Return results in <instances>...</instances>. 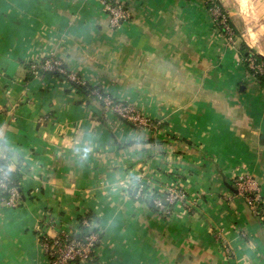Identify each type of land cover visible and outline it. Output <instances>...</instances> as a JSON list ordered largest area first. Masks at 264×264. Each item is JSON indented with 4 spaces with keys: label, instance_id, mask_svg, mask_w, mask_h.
Masks as SVG:
<instances>
[{
    "label": "crops",
    "instance_id": "crops-1",
    "mask_svg": "<svg viewBox=\"0 0 264 264\" xmlns=\"http://www.w3.org/2000/svg\"><path fill=\"white\" fill-rule=\"evenodd\" d=\"M117 1L131 17L113 28L102 0H0V160L21 177L18 207L0 202V264H51L41 237L87 212L102 242L77 264H264V218L235 187L255 179L264 208V87L240 51L264 56V25L232 17L235 46L201 0ZM44 58L154 127L35 72ZM134 178L184 198L164 217Z\"/></svg>",
    "mask_w": 264,
    "mask_h": 264
},
{
    "label": "built area",
    "instance_id": "built-area-1",
    "mask_svg": "<svg viewBox=\"0 0 264 264\" xmlns=\"http://www.w3.org/2000/svg\"><path fill=\"white\" fill-rule=\"evenodd\" d=\"M111 19L113 28L120 27L121 23L127 21L131 17V13L122 3L117 0H102ZM209 10H212L214 21L219 29V32L226 38L231 45L235 44L236 32L233 29L230 20L226 13L217 4L213 5ZM251 68L256 72H263V65H255L254 60L250 59ZM33 69L39 73V70L44 72H52L58 75L67 77L68 80L85 84L86 82L79 76L69 73L63 62L57 58H44L41 61L34 63ZM254 75V74H253ZM94 94L104 101L106 106L113 111L121 120L130 122L135 126L154 127V121L144 116L133 104L126 101H114L113 98L100 91H94ZM13 181L7 169H0V189L9 193V197L2 200L13 207H18L21 195L19 188L12 185ZM143 184L140 185L137 193L142 195ZM235 187L238 192L245 197L248 205L256 211L257 203L262 201L260 189L252 177L240 174L235 178ZM134 188L133 183L129 186V191ZM184 195L180 191L173 189L168 192L165 198L167 202H175L183 199ZM155 206L165 214L169 213L165 210V203L161 199L154 200ZM84 225L89 226L92 233L82 237H76L75 234H81V229L76 233H63L57 237L44 236L42 242L45 253L51 264H77L90 263L97 258L100 244L102 242V231L98 228L97 223L91 224L88 220L84 221Z\"/></svg>",
    "mask_w": 264,
    "mask_h": 264
},
{
    "label": "trees",
    "instance_id": "trees-1",
    "mask_svg": "<svg viewBox=\"0 0 264 264\" xmlns=\"http://www.w3.org/2000/svg\"><path fill=\"white\" fill-rule=\"evenodd\" d=\"M217 4L219 7H221L223 9V11L225 12V8L223 7V5L221 4V2L219 0H208L207 1V6L208 8H211L213 5ZM127 9V8H126ZM240 51H241V55H242V59L244 61V64L246 65V67L250 70V72L252 74H254V76L256 77V79L258 80V82L260 83V85L262 87H264V56L254 52V50H252L246 43H242L241 47H240ZM250 59L254 60L255 65H259L262 64L263 65V72H256L254 69L251 68V63H250ZM65 66V65H64ZM43 70H39V72ZM74 83V82H73ZM74 85L84 94H88V95H93V91H94V87L90 86L89 83H85V84H78V83H74ZM101 92V91H100ZM103 92V91H102ZM95 96V94H94ZM113 98V97H112ZM114 101H118L117 99L113 98ZM104 105H106L104 103V101L102 102ZM4 168L7 169L9 171L10 177L13 181L12 185L17 186L19 188V191L21 190V177L18 173H13L11 172L5 161L0 160V169ZM143 184V193L142 195H139L138 193H135V191L139 189L140 185ZM133 186L134 188L132 190H130V194L132 196V198L139 200V201H143V202H150L152 203V208L154 209L155 213H158L162 216H168L167 214H165L164 212L160 211L154 204V200L155 199H161L162 201L165 200V198L167 197L168 193L167 192H160V191H154L150 188V185L145 183V182H140L137 179H133ZM9 197V193L7 191H3L0 189V202H2L3 199L8 198ZM178 201L175 202H167L168 204L165 203V210L169 211V207L170 205L175 206L177 204ZM170 212V211H169ZM256 214L259 217H263L264 218V208H263V203L262 201H260L259 203H257V209H256ZM88 220L91 224L93 223H97V219L96 217L92 214V212H87V213H83L79 216V223H80V228H81V234H75L76 237H82L86 234H90L93 232V230H91V228L89 226L84 225V221ZM96 220V221H95ZM45 240V237H41V242H43Z\"/></svg>",
    "mask_w": 264,
    "mask_h": 264
},
{
    "label": "rangeland",
    "instance_id": "rangeland-1",
    "mask_svg": "<svg viewBox=\"0 0 264 264\" xmlns=\"http://www.w3.org/2000/svg\"><path fill=\"white\" fill-rule=\"evenodd\" d=\"M201 1L206 5L208 0ZM221 2L225 5V13L230 23L233 19L232 17H240L242 15L249 18L251 22L250 25L255 28V30L262 29L261 26L264 25V0H246V2L245 0H221ZM207 11L209 16L214 18L212 10L208 9ZM236 41L237 39L235 40V46L237 45ZM238 43L240 44V42Z\"/></svg>",
    "mask_w": 264,
    "mask_h": 264
},
{
    "label": "water",
    "instance_id": "water-1",
    "mask_svg": "<svg viewBox=\"0 0 264 264\" xmlns=\"http://www.w3.org/2000/svg\"><path fill=\"white\" fill-rule=\"evenodd\" d=\"M137 192V190L135 191V193ZM164 203H167L166 199L164 200ZM150 205L152 206V203L150 201Z\"/></svg>",
    "mask_w": 264,
    "mask_h": 264
},
{
    "label": "clouds",
    "instance_id": "clouds-1",
    "mask_svg": "<svg viewBox=\"0 0 264 264\" xmlns=\"http://www.w3.org/2000/svg\"><path fill=\"white\" fill-rule=\"evenodd\" d=\"M245 2H246V0H245Z\"/></svg>",
    "mask_w": 264,
    "mask_h": 264
}]
</instances>
